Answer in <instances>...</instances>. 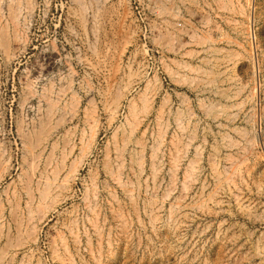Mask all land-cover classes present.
Here are the masks:
<instances>
[{"label": "rangeland", "instance_id": "374dc122", "mask_svg": "<svg viewBox=\"0 0 264 264\" xmlns=\"http://www.w3.org/2000/svg\"><path fill=\"white\" fill-rule=\"evenodd\" d=\"M0 34V264H264V0H0Z\"/></svg>", "mask_w": 264, "mask_h": 264}, {"label": "bare ground", "instance_id": "6f19581e", "mask_svg": "<svg viewBox=\"0 0 264 264\" xmlns=\"http://www.w3.org/2000/svg\"><path fill=\"white\" fill-rule=\"evenodd\" d=\"M2 17V16H1ZM12 18V17H11ZM1 35V34H0ZM3 35V34H2ZM52 61L51 60H49L48 62H47V66H51L52 65ZM46 95V94H45ZM56 100V99H55ZM115 104V103H114ZM113 104V105H114ZM115 106V105H114ZM118 107V106H117ZM114 110H115V108H114ZM112 112V111H111ZM75 172V171H74ZM48 189V188H47ZM44 193V192H43Z\"/></svg>", "mask_w": 264, "mask_h": 264}]
</instances>
